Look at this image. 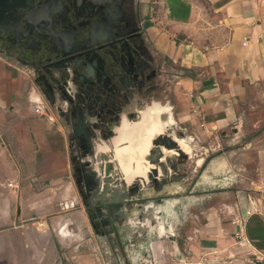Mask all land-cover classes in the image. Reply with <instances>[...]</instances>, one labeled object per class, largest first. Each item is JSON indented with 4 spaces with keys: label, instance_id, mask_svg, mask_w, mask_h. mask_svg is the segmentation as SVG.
Returning <instances> with one entry per match:
<instances>
[{
    "label": "crops",
    "instance_id": "1",
    "mask_svg": "<svg viewBox=\"0 0 264 264\" xmlns=\"http://www.w3.org/2000/svg\"><path fill=\"white\" fill-rule=\"evenodd\" d=\"M143 4L150 9L147 32L155 50L180 69L176 120L187 131L189 148L208 147L231 132L252 149L250 168L240 156L219 160L235 167L234 189L226 186L217 199L207 195L195 210L191 205L184 210L183 203L187 259L190 264H264V0ZM28 71L0 55V264H110L88 236L90 241H78L73 251L53 247L52 228L62 243L71 238L72 223L55 225L48 218L51 209L40 189L61 174L73 195L74 189L63 127ZM247 132H254L250 140H244ZM77 213L84 230L86 222ZM165 242L180 248L177 236L157 240Z\"/></svg>",
    "mask_w": 264,
    "mask_h": 264
},
{
    "label": "flooded vegetation",
    "instance_id": "2",
    "mask_svg": "<svg viewBox=\"0 0 264 264\" xmlns=\"http://www.w3.org/2000/svg\"><path fill=\"white\" fill-rule=\"evenodd\" d=\"M148 22L143 0H0V55L63 127L75 207L110 264L163 235L198 183L197 147L175 138L177 74Z\"/></svg>",
    "mask_w": 264,
    "mask_h": 264
},
{
    "label": "rangeland",
    "instance_id": "3",
    "mask_svg": "<svg viewBox=\"0 0 264 264\" xmlns=\"http://www.w3.org/2000/svg\"><path fill=\"white\" fill-rule=\"evenodd\" d=\"M147 7L143 4V12L146 14L149 11ZM151 18V16H147ZM170 65L174 69L176 74H179V67L175 65L170 59H168ZM182 72V71H181ZM178 78L174 76V83H172V97L174 110L176 111V95L175 88L178 86L177 82ZM177 112V111H176ZM179 125V124H178ZM180 131L183 132L184 135L182 137L175 136L176 140L180 143L181 147L187 151H191L184 138H187V131L180 125L178 126ZM254 132L245 133L244 140H250L251 136ZM208 144H197V153L190 152L191 158L196 159V174L198 175V183L196 185V190L192 194V197L196 200H192L189 198L181 199V208L179 212L169 211L165 213L163 218L164 225V234L159 237H164L166 239L175 238L177 236L178 242L180 244V248L177 244L172 245V243H164V245H159L157 243V239H152L153 241H149L144 246H139L136 249L129 250L128 260H126L123 256H117L115 258L114 264H190L191 262L187 259L189 256V247L186 245L187 232H189V228H185L183 219L186 218L187 212L181 211L183 203L184 210L188 208V205L192 206V210L197 208H202L204 205V198L207 195H213V199H217L220 197V194L226 190V186H231L229 189H234L236 186L235 177L236 171L235 167L232 169V165H227L226 167L219 160L222 157L230 156L241 157L240 161L244 164H248L249 168L252 163V149H245V143L243 141L242 136H236V133H229L228 137L225 135H221L218 138H214V143L212 145L210 142ZM212 146L213 148H210ZM244 146V147H243ZM244 153L243 155L241 153ZM206 161V162H205ZM205 164L202 165V163ZM202 165V166H200ZM237 170V169H236ZM212 171V173H210ZM232 183V184H231ZM38 186V185H37ZM35 186L36 188H38ZM39 193V188L35 190ZM40 191L45 192V198L43 203V198L40 200L43 204H46L50 210L47 214L48 218L52 220V222L57 225L61 221L66 220L68 223H72V236L70 239L67 238L65 242L58 243V234L56 228H52V238H53V247H55L59 251H73L76 246L74 245L78 241L87 240L85 239L90 235V232L80 229L81 222H83L82 217L79 213H77V209L75 207V196L71 190V184L68 183L67 177L63 174L59 176H52L51 180H48L43 183ZM38 203V202H37ZM201 206V207H200ZM185 216V217H184ZM53 224V225H54ZM184 225V226H183ZM74 233V234H73ZM89 234V235H88ZM147 250L148 257H145L144 250ZM175 247V248H174ZM119 253V252H118ZM121 254V253H120ZM107 258V257H105ZM109 261V260H108ZM128 261V262H127ZM112 264V263H111Z\"/></svg>",
    "mask_w": 264,
    "mask_h": 264
},
{
    "label": "built area",
    "instance_id": "4",
    "mask_svg": "<svg viewBox=\"0 0 264 264\" xmlns=\"http://www.w3.org/2000/svg\"><path fill=\"white\" fill-rule=\"evenodd\" d=\"M36 110H37V111H39V109H38V108H37ZM239 236L241 237V240H242V241H244V240H245V239H244V238H245V236H244L243 234H240ZM240 243H242V242H240Z\"/></svg>",
    "mask_w": 264,
    "mask_h": 264
},
{
    "label": "trees",
    "instance_id": "5",
    "mask_svg": "<svg viewBox=\"0 0 264 264\" xmlns=\"http://www.w3.org/2000/svg\"><path fill=\"white\" fill-rule=\"evenodd\" d=\"M151 25V22H148V26H150Z\"/></svg>",
    "mask_w": 264,
    "mask_h": 264
}]
</instances>
